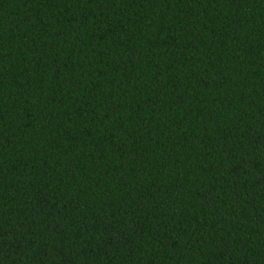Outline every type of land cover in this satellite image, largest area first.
Instances as JSON below:
<instances>
[{
    "label": "trees",
    "instance_id": "trees-1",
    "mask_svg": "<svg viewBox=\"0 0 264 264\" xmlns=\"http://www.w3.org/2000/svg\"><path fill=\"white\" fill-rule=\"evenodd\" d=\"M0 264H264V0H0Z\"/></svg>",
    "mask_w": 264,
    "mask_h": 264
}]
</instances>
